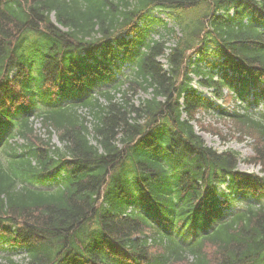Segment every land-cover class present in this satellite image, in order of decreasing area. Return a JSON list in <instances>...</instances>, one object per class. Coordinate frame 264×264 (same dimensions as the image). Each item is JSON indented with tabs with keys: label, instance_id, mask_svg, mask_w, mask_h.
<instances>
[{
	"label": "trees",
	"instance_id": "trees-1",
	"mask_svg": "<svg viewBox=\"0 0 264 264\" xmlns=\"http://www.w3.org/2000/svg\"><path fill=\"white\" fill-rule=\"evenodd\" d=\"M250 88L264 0H0V264H264V115L214 102ZM201 112L254 155L208 146Z\"/></svg>",
	"mask_w": 264,
	"mask_h": 264
},
{
	"label": "rangeland",
	"instance_id": "rangeland-1",
	"mask_svg": "<svg viewBox=\"0 0 264 264\" xmlns=\"http://www.w3.org/2000/svg\"><path fill=\"white\" fill-rule=\"evenodd\" d=\"M161 17L169 22V27L174 26V22L166 18V16L162 15ZM156 38H158L157 35ZM163 62L165 63L164 60ZM129 77L133 78L132 75ZM194 85L197 86L195 83ZM201 91H203L207 96H211L207 89L201 88ZM145 98H147V95L144 92H139L135 95L134 102L138 105L139 102ZM263 101L264 100L256 105V110H259V113H264ZM221 103L222 102L220 101L219 104ZM229 104H232V100H230V98L227 99L226 106L228 107ZM199 117L201 118L199 124H197V131L202 135L209 146L219 151L233 149L239 152L243 159L254 155V151L252 150L254 140L249 137H245L244 140H240L239 132L236 131L232 119H219V117L212 115L211 113H202ZM35 129L36 134L39 137L47 139V135H45V131L42 128L41 123H37ZM52 143L60 145L57 135L52 137ZM260 169V166L250 163L242 162L239 165V170L242 172L260 173Z\"/></svg>",
	"mask_w": 264,
	"mask_h": 264
}]
</instances>
